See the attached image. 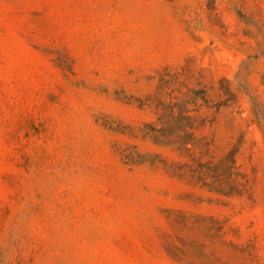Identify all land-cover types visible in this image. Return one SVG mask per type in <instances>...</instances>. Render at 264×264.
<instances>
[{
	"label": "rangeland",
	"instance_id": "rangeland-1",
	"mask_svg": "<svg viewBox=\"0 0 264 264\" xmlns=\"http://www.w3.org/2000/svg\"><path fill=\"white\" fill-rule=\"evenodd\" d=\"M0 264H264V0H0Z\"/></svg>",
	"mask_w": 264,
	"mask_h": 264
}]
</instances>
